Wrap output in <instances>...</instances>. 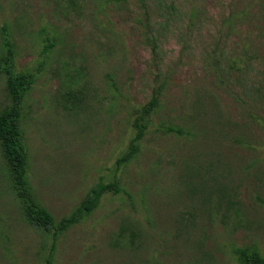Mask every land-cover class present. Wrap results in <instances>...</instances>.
<instances>
[{"label":"rangeland","instance_id":"374dc122","mask_svg":"<svg viewBox=\"0 0 264 264\" xmlns=\"http://www.w3.org/2000/svg\"><path fill=\"white\" fill-rule=\"evenodd\" d=\"M5 31L33 77L21 127L56 227L24 220L0 149V264L264 256V0H0V51ZM155 93L139 153L118 166ZM99 184L114 190L60 232Z\"/></svg>","mask_w":264,"mask_h":264},{"label":"trees","instance_id":"16d2710c","mask_svg":"<svg viewBox=\"0 0 264 264\" xmlns=\"http://www.w3.org/2000/svg\"><path fill=\"white\" fill-rule=\"evenodd\" d=\"M156 51V46H154ZM15 63L14 44L5 31L2 36L0 51V73L6 76V89L13 101V107L0 111V149L4 161L1 172L6 178L10 192L19 202L24 220L29 224L39 227L46 232H51L55 226L53 215L40 204L34 194L29 179V156L25 144L24 131L21 127L20 106L23 98L30 88L33 77L17 71ZM159 106V98L155 93L151 101L144 105L138 113L135 127L137 133L131 140L126 153L118 159V166L131 162L139 153L140 142L145 136V120ZM114 190L113 184H99L91 194L81 203L78 211L72 218L60 223L59 231L69 228L70 224L90 215L98 206L105 192ZM56 241L58 230L54 229ZM57 231V232H56ZM234 254L239 264H264V256L260 250L253 246L246 249H235Z\"/></svg>","mask_w":264,"mask_h":264}]
</instances>
